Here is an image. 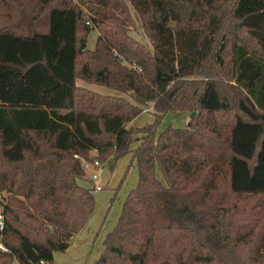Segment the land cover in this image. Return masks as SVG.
Masks as SVG:
<instances>
[{
    "label": "trees",
    "instance_id": "16d2710c",
    "mask_svg": "<svg viewBox=\"0 0 264 264\" xmlns=\"http://www.w3.org/2000/svg\"><path fill=\"white\" fill-rule=\"evenodd\" d=\"M128 153L93 264H264V0H0V264H53L95 207L82 159Z\"/></svg>",
    "mask_w": 264,
    "mask_h": 264
},
{
    "label": "rangeland",
    "instance_id": "374dc122",
    "mask_svg": "<svg viewBox=\"0 0 264 264\" xmlns=\"http://www.w3.org/2000/svg\"><path fill=\"white\" fill-rule=\"evenodd\" d=\"M134 16H135V25L130 28V33L143 45H145L147 48L151 49V43L147 35L144 33L141 22L138 19L137 14L135 11L131 8ZM97 31L96 29L90 30L87 38V46L92 47L94 40L96 38ZM79 82L83 85H86L88 87H91L92 89L102 91V92H113V93H119L116 90L110 89L108 87L93 84L87 81H84L82 79H79ZM111 92V93H112ZM151 104L148 103L144 108L149 107ZM176 112H179V110L174 111H168L164 114L163 119L160 123V127L165 126L168 123H171L172 125H182V120L180 117H178ZM188 114L190 112L188 111ZM147 117V118H145ZM152 117L149 116L147 112L144 110L142 113H140L139 116V122L134 125H140L143 124L145 121L151 120ZM190 119L189 115H187L186 120L188 121ZM185 124V123H184ZM101 164L102 162L99 161ZM119 164V163H118ZM118 164L111 160L107 161L105 163L104 168L99 172V175L97 177L98 184L101 186V188H94V198H95V207L94 210L97 212V214H101L103 218H105L104 221V228H107L116 218V215L118 211L121 208V202L124 199V196L130 189V187L133 185V183H136V172L133 171L131 167H129L127 170L125 168L119 167ZM116 166V167H115ZM86 174L83 176L82 181L89 185H93L94 181H97V179H94L91 177V174L93 173V168H85ZM157 174L160 175V171L157 169ZM128 189V190H127ZM17 260V259H16ZM18 262V260L16 261Z\"/></svg>",
    "mask_w": 264,
    "mask_h": 264
},
{
    "label": "crops",
    "instance_id": "0c3cea01",
    "mask_svg": "<svg viewBox=\"0 0 264 264\" xmlns=\"http://www.w3.org/2000/svg\"><path fill=\"white\" fill-rule=\"evenodd\" d=\"M76 83L79 85L88 87L86 85L81 84L79 82V78L76 79ZM88 88H91V87H88ZM95 91H98V90H95ZM98 92L110 94L112 91L111 92L98 91ZM144 110L147 112L148 117L149 116L152 117L151 112H150L151 106L147 108H143L142 111ZM176 113H177L176 115L181 118L182 120L181 126H183L184 123L187 122L186 117L187 115H189L188 111H179ZM139 116L140 114L131 121L132 125L137 124L139 122ZM175 126H178V125H175ZM161 128L162 127L159 126L158 129L160 130ZM110 159L114 160L117 164L119 163L118 166L119 167L121 166V168L123 169L125 168V170L131 167L132 169H134L133 171L136 172V176H137V167H136L135 161H130L129 153L117 159L110 156L105 162L102 163L100 171L102 170V168H104L105 163L107 161H110ZM136 182H137V177H136ZM94 183L98 184V179L97 181H94ZM135 184L136 183H133L131 187H133ZM121 205H122V202H121ZM119 212L120 210L118 211L115 220L107 228H104V230L102 231L105 218H103L101 214H97V212L93 211L91 215L88 217L83 227L78 232L74 233L70 237V242L67 248L63 251H55L53 253V264H93V262L96 260V258L99 256L102 250L103 238L105 234L110 229H112V227L115 225ZM16 261L17 260L14 259L13 264H20L19 262H16Z\"/></svg>",
    "mask_w": 264,
    "mask_h": 264
},
{
    "label": "built area",
    "instance_id": "2783aa9c",
    "mask_svg": "<svg viewBox=\"0 0 264 264\" xmlns=\"http://www.w3.org/2000/svg\"><path fill=\"white\" fill-rule=\"evenodd\" d=\"M82 164L84 166V168H93V173L91 174V177L94 179H97L98 175H99V171L101 169V163L99 162L98 159H94L92 162H89L85 159H82ZM94 188H101V186L99 184H94ZM3 225V214H2V210L0 207V228ZM0 247L4 248V246L0 243Z\"/></svg>",
    "mask_w": 264,
    "mask_h": 264
},
{
    "label": "water",
    "instance_id": "95a60500",
    "mask_svg": "<svg viewBox=\"0 0 264 264\" xmlns=\"http://www.w3.org/2000/svg\"><path fill=\"white\" fill-rule=\"evenodd\" d=\"M195 114V111H191L189 117L191 118Z\"/></svg>",
    "mask_w": 264,
    "mask_h": 264
}]
</instances>
